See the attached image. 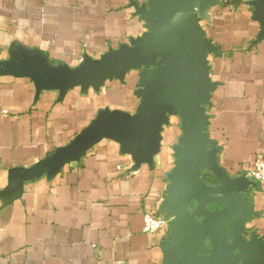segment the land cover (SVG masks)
Returning <instances> with one entry per match:
<instances>
[{
  "label": "crops",
  "instance_id": "obj_1",
  "mask_svg": "<svg viewBox=\"0 0 264 264\" xmlns=\"http://www.w3.org/2000/svg\"><path fill=\"white\" fill-rule=\"evenodd\" d=\"M132 1L0 0V67L26 56L50 67H75L84 55L98 58L145 31ZM200 25L217 47L208 54L215 84L206 105V133L218 147V163L228 175H245L256 155L264 159V39L252 8L222 3ZM137 72L124 82L112 78L94 90L73 86L36 95L33 82L0 72V264H161L169 223L142 231V215L158 212L174 166L172 146L182 131L169 115L152 163L136 164L131 154L107 138L54 175L24 176L36 163L64 148L98 111L133 114ZM246 176V175H245ZM252 179L255 215L248 233L264 237V181Z\"/></svg>",
  "mask_w": 264,
  "mask_h": 264
},
{
  "label": "water",
  "instance_id": "obj_2",
  "mask_svg": "<svg viewBox=\"0 0 264 264\" xmlns=\"http://www.w3.org/2000/svg\"><path fill=\"white\" fill-rule=\"evenodd\" d=\"M226 0L132 1L143 21L141 36L109 48L98 58L84 55L75 67H50L26 56L0 72L29 78L36 95L54 90L63 96L73 86L99 90L105 81L124 82L137 72L139 98L129 114L108 108L70 143L36 163L24 176L51 177L65 163L78 161L103 138L117 142L136 164L152 163L160 132L169 115H177L182 135L172 146L174 166L167 174L169 188L158 210L169 220V239L162 244L161 264H264V237L248 233L245 223L255 212L249 192L256 183L245 175H228L218 163V147L206 133L209 103L215 84L210 80L208 54L217 47L200 25L211 7ZM252 8L260 28L254 42L264 39V0H230Z\"/></svg>",
  "mask_w": 264,
  "mask_h": 264
},
{
  "label": "built area",
  "instance_id": "obj_3",
  "mask_svg": "<svg viewBox=\"0 0 264 264\" xmlns=\"http://www.w3.org/2000/svg\"><path fill=\"white\" fill-rule=\"evenodd\" d=\"M229 1L230 0H226L225 2L229 3ZM244 174L249 178L264 181V159L260 154L256 155L254 162L248 165ZM142 220V231L144 233H153L161 230L167 226L169 222V220H167L163 214H158L157 212L151 211L144 212L142 215Z\"/></svg>",
  "mask_w": 264,
  "mask_h": 264
}]
</instances>
